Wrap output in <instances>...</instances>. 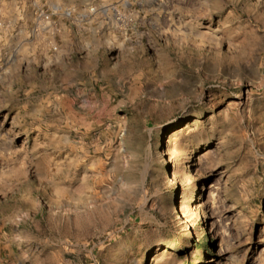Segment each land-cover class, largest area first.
<instances>
[{
  "label": "rangeland",
  "instance_id": "rangeland-1",
  "mask_svg": "<svg viewBox=\"0 0 264 264\" xmlns=\"http://www.w3.org/2000/svg\"><path fill=\"white\" fill-rule=\"evenodd\" d=\"M0 264H264V0H0Z\"/></svg>",
  "mask_w": 264,
  "mask_h": 264
}]
</instances>
